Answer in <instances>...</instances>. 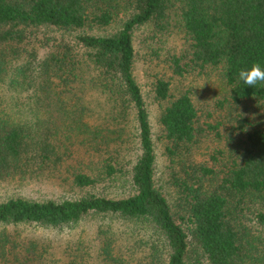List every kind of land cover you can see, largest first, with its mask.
Returning a JSON list of instances; mask_svg holds the SVG:
<instances>
[{
	"label": "trees",
	"instance_id": "trees-1",
	"mask_svg": "<svg viewBox=\"0 0 264 264\" xmlns=\"http://www.w3.org/2000/svg\"><path fill=\"white\" fill-rule=\"evenodd\" d=\"M257 62L264 0H0V184L68 189L0 196V264H264Z\"/></svg>",
	"mask_w": 264,
	"mask_h": 264
},
{
	"label": "rangeland",
	"instance_id": "rangeland-1",
	"mask_svg": "<svg viewBox=\"0 0 264 264\" xmlns=\"http://www.w3.org/2000/svg\"><path fill=\"white\" fill-rule=\"evenodd\" d=\"M146 69L147 67L144 69V66L139 68V72H140L139 83L142 85L143 90L148 92L149 85L151 84L152 81L149 79L148 76L145 75L144 71ZM210 88H218V87L215 84L213 86H210ZM206 108L212 109L213 106ZM67 190L68 189L64 188L62 184L52 180H41V181H31V182L9 181L0 184V196L11 195V194H23L25 196L32 198L55 199L63 195L65 192H67ZM91 224L92 223L84 224L80 229H78V232L76 233H80V235H78L79 238H81L82 241H84L85 243L89 244L92 248H94L95 244L97 243V240L94 236V230H92ZM63 238L65 239L60 240V243L62 244L65 241L72 239V237H67V235H64Z\"/></svg>",
	"mask_w": 264,
	"mask_h": 264
},
{
	"label": "clouds",
	"instance_id": "clouds-1",
	"mask_svg": "<svg viewBox=\"0 0 264 264\" xmlns=\"http://www.w3.org/2000/svg\"><path fill=\"white\" fill-rule=\"evenodd\" d=\"M238 78L250 88L264 85V65L257 62L252 64L250 68H242L238 72Z\"/></svg>",
	"mask_w": 264,
	"mask_h": 264
}]
</instances>
